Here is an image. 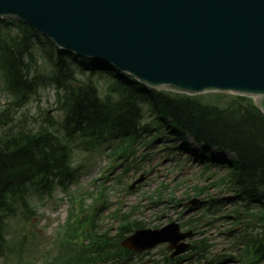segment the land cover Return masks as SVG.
Returning a JSON list of instances; mask_svg holds the SVG:
<instances>
[{
    "label": "trees",
    "instance_id": "1",
    "mask_svg": "<svg viewBox=\"0 0 264 264\" xmlns=\"http://www.w3.org/2000/svg\"><path fill=\"white\" fill-rule=\"evenodd\" d=\"M14 22L20 28L15 34L9 28L13 22L0 21V84L10 97L0 108V254L6 250L7 220L15 215L17 205L27 204L32 191L50 195L60 187L70 195L66 185L75 174L65 140L77 135L95 145L119 140L117 152L124 158L134 150L142 128L148 138L166 130L181 140L190 138L205 155L214 148L234 156L214 185L234 195L237 208L242 207L233 210L237 221L244 220L243 236L252 245L253 257L245 264H264V114L252 99L215 94V100L222 102L217 104L203 97L149 90L110 65L58 50L23 23ZM40 54L47 67L43 71L37 65ZM101 79L107 81L104 92L96 84ZM42 87L53 89L63 118L59 125L47 121L37 130H27L18 123L17 113ZM143 106L149 115L144 124ZM212 206L205 211L209 213ZM81 215L59 235L60 248L42 264L132 262L134 255L121 250L119 243L140 228L137 222L119 220L120 229L111 236L109 230L97 232L88 211ZM249 229H259L260 235ZM69 236L74 244L66 243Z\"/></svg>",
    "mask_w": 264,
    "mask_h": 264
},
{
    "label": "water",
    "instance_id": "2",
    "mask_svg": "<svg viewBox=\"0 0 264 264\" xmlns=\"http://www.w3.org/2000/svg\"><path fill=\"white\" fill-rule=\"evenodd\" d=\"M2 17L145 86L246 94L264 112V0H0ZM191 236L172 223L121 246L142 253L167 243L175 257Z\"/></svg>",
    "mask_w": 264,
    "mask_h": 264
},
{
    "label": "rangeland",
    "instance_id": "3",
    "mask_svg": "<svg viewBox=\"0 0 264 264\" xmlns=\"http://www.w3.org/2000/svg\"><path fill=\"white\" fill-rule=\"evenodd\" d=\"M10 21L14 23L9 26L10 30L14 34L19 32V26L14 20ZM41 45H44V41H41ZM39 58L37 65L43 71V68L47 69L46 63L41 61V54ZM96 81L99 90L104 92L107 81ZM206 97L205 101L222 103L216 101L212 94H207ZM9 100L8 93L0 84V107L6 106ZM62 118L63 114L58 110L51 87L40 88L28 105L17 113L21 127L31 131L46 125L47 121L59 125ZM113 142L115 141L97 146L93 144L88 148L84 147L79 136L67 142L72 149L70 167L75 174L74 181L67 188L76 197L84 196V205H80L78 211L79 204L70 200L72 195H64L60 188L54 189L50 195L32 194L31 198L28 197L29 204L23 217L11 218L6 231L9 246L17 245L19 254L16 255L15 249H11L12 255L7 258L0 255V264L20 263L21 259L24 263L32 261L29 264H40L48 257L47 253L55 252L57 230L66 225L73 214L81 220L84 209L95 213L94 227L97 232L109 230L111 236L118 233L120 227L116 219L123 215L138 221L144 229L151 230L160 229L172 222H177L180 226L196 222V235L190 243L200 246L202 252L198 254V249H190L179 258L180 262L237 264V258L243 250L241 243L245 240L242 237L246 229L242 224L244 220L235 223L231 218V194L214 185V179L223 175L225 170L218 169V165L206 170L207 159L201 156V148L192 144L194 152H191L196 157L191 156L186 148H177L180 142L170 136L160 137L148 145H136L134 155L127 164L121 161L113 163L111 154H108L109 146H116ZM211 155L214 159H227L231 156L220 155L215 150L209 156ZM202 173L205 174L201 175ZM138 180L142 182L130 189ZM101 189H104V201L107 202L96 205L95 195ZM158 190L160 195L157 194ZM89 192L94 194L92 198L87 196ZM41 196L45 197L40 198ZM193 200L198 203L192 205L190 202ZM212 200L217 202L215 206L219 211L216 212L215 208L206 215L203 207ZM113 212H117L115 216L110 215ZM180 230L184 231L186 228ZM169 254L166 246H159L144 254L135 255L133 262L160 264Z\"/></svg>",
    "mask_w": 264,
    "mask_h": 264
},
{
    "label": "bare ground",
    "instance_id": "4",
    "mask_svg": "<svg viewBox=\"0 0 264 264\" xmlns=\"http://www.w3.org/2000/svg\"><path fill=\"white\" fill-rule=\"evenodd\" d=\"M206 95V93H203V94H200V96L199 95H191L192 97H203V99H205V96ZM207 98V97H206Z\"/></svg>",
    "mask_w": 264,
    "mask_h": 264
}]
</instances>
